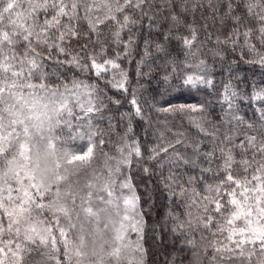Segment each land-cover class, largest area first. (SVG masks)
I'll use <instances>...</instances> for the list:
<instances>
[{
    "label": "snow or ice",
    "instance_id": "6c2138e0",
    "mask_svg": "<svg viewBox=\"0 0 264 264\" xmlns=\"http://www.w3.org/2000/svg\"><path fill=\"white\" fill-rule=\"evenodd\" d=\"M208 42L221 60L239 49L264 70V0H0V264H264V106L248 118L237 103L264 102V87L239 89L229 63L218 117L210 102L168 92L215 89L206 61L193 63ZM138 46L132 86L124 63ZM161 68L165 87L143 104L186 119L196 137L165 119L145 149L139 81ZM153 166L162 187L141 195L133 172L151 179ZM157 191L185 211L150 224Z\"/></svg>",
    "mask_w": 264,
    "mask_h": 264
},
{
    "label": "trees",
    "instance_id": "16d2710c",
    "mask_svg": "<svg viewBox=\"0 0 264 264\" xmlns=\"http://www.w3.org/2000/svg\"><path fill=\"white\" fill-rule=\"evenodd\" d=\"M215 35V34H214ZM125 38H127L125 36ZM155 38V37H154ZM205 36L202 34L200 36V40H204ZM143 38H141L140 44L142 45ZM220 46L214 44L213 42H208L205 44L201 50V52L198 55V59L193 61V63H198L199 59H204L209 66V75L214 79L215 83V89H209L205 88L202 89L199 93L193 91H190L189 89L180 88L179 92H172V89L169 88L168 92L172 98V102H196L198 100L210 102V111L213 112L214 116H221L223 115V110L227 109L226 104H222L220 102V92L222 91L223 83L227 82L229 79V71L228 64H232V69L238 74L239 78L241 80H244V83H240L238 85L239 89L251 91L253 87H264V70H261L258 66L253 67L251 65H248L240 60L241 52L238 49L236 52H232L229 50L226 55L225 59L221 60L220 57L214 56L213 52L218 50ZM141 51V48L138 46L136 51L133 53L134 55V61L132 63H128L125 61L124 66L128 69L130 77H131V85L137 86V77H136V63L135 60L139 59V52ZM244 55L246 58H251V56L245 51ZM182 58V57H181ZM183 67V66H181ZM144 72L149 71L148 66L143 67ZM170 71V69L168 70ZM192 72H198L199 70L196 68L190 69ZM165 74V70L161 68L159 74L153 72L151 80L148 78H141L140 84H143L145 87L141 90L140 98L141 103L143 104L144 100L151 101V98L155 93L159 92L162 88L165 87V85L162 82V76ZM79 75V73H77ZM179 75L173 74L171 83L174 87H179L181 84V81L179 79H176V76ZM91 82L94 80V77H84ZM158 81H160L158 83ZM233 84H236V81H233ZM103 87V85H101ZM109 94L118 96V98L123 99V97H120L119 94L109 90ZM130 98V97H129ZM159 96H156L157 100H160L161 104L164 103V99ZM240 111L248 118H252L255 114L258 116V113L256 112V109L264 106V102H255L254 104L249 103L246 100H238L237 101ZM115 108V106H112ZM143 107L145 109V114L150 118L151 120V126L148 124L143 123L142 121H135L134 126L137 135L139 136L141 143L144 145L145 149L148 145L155 143L156 141L152 137V133L155 129L160 128L163 130V125L159 124L158 121H164L165 119L168 122V126L172 127L173 130H182L187 131L189 133L190 138L194 139L196 137L195 129L191 128L188 121L186 119H182L181 117H172L167 116L165 117L163 114L157 113L155 110L149 108L147 104H143ZM126 110H130V106L127 103V100H124L123 107L119 108V112H124ZM119 118L117 113V119ZM126 124V121L124 122ZM107 122L105 121L104 126L106 127ZM144 129H147V136L143 134ZM170 135V134H169ZM107 139V137H106ZM113 141H115L117 138L115 136L112 137ZM179 150L181 152L187 151L188 153H191V148L185 150L183 146H178ZM212 144L210 142V138H204L201 141V148L203 151L211 150ZM107 150V149H106ZM113 154H115V149H111ZM103 164V157L100 156L97 158V160L94 162L93 167H100ZM207 166V165H205ZM153 171L156 173L154 176H152L151 179H149L146 176H143L142 172L134 171L133 175L135 177V183L137 185L138 191L141 195L145 193L146 188H151L153 185H156L158 188L162 187L159 184V171L153 166ZM179 173L183 177V181L186 184L187 183V176L184 173V169L180 168ZM188 174L196 175L199 180V170L198 169H188ZM83 173H81V178L83 177ZM164 175H168V166H165L164 169ZM198 188V190L203 191V184L199 183L198 185H194ZM168 194L164 193L162 196L159 191H157L155 196V203L154 206L151 209V215L148 217L149 223L151 224L155 220L161 219L167 210V208H171L175 212L183 213L185 211L183 203H181L180 199H168L164 198ZM189 196H191V192L188 193ZM190 203V200L188 201ZM193 212V215L195 216L198 212H200V209H197L195 206L191 209ZM172 227V223H168V228L170 229ZM197 240H199V236L196 237ZM148 246L151 248L152 251H158L156 247V242L149 240ZM155 259V257H153ZM255 260V258H253Z\"/></svg>",
    "mask_w": 264,
    "mask_h": 264
},
{
    "label": "rangeland",
    "instance_id": "374dc122",
    "mask_svg": "<svg viewBox=\"0 0 264 264\" xmlns=\"http://www.w3.org/2000/svg\"><path fill=\"white\" fill-rule=\"evenodd\" d=\"M83 178V177H82ZM132 239H135V234H132V237H131Z\"/></svg>",
    "mask_w": 264,
    "mask_h": 264
}]
</instances>
